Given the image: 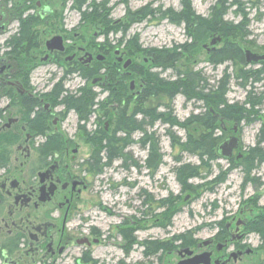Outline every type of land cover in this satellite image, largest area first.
Masks as SVG:
<instances>
[{
	"label": "flooded vegetation",
	"instance_id": "obj_1",
	"mask_svg": "<svg viewBox=\"0 0 264 264\" xmlns=\"http://www.w3.org/2000/svg\"><path fill=\"white\" fill-rule=\"evenodd\" d=\"M31 7L30 0H0V264H131L139 246V223L121 218L117 225L99 226L110 214L105 208L103 215L95 211L99 205L89 194L87 159L79 152L90 114L96 115L90 110L81 121L84 130L78 131L77 125L72 129L67 113L73 109L62 102L71 95L63 82L79 68L100 70L94 85L106 95L100 119L108 132L119 105L141 100L147 68L124 43L107 45L102 52L85 50L76 31L55 24L45 0H35ZM21 20L28 27L24 32ZM57 36L63 49L50 50L46 41ZM45 65L60 69L61 76L45 70L37 86L31 74ZM118 85L123 90L117 91ZM56 90L61 91L58 97ZM112 92L121 97L119 103L109 98ZM237 130L233 126L232 133ZM261 215L264 208L242 205L227 214L208 240H196L194 233L186 242L171 237L175 245L166 256L176 255L175 264H264V237L255 233L253 244L250 237ZM145 244L140 255L154 264V241Z\"/></svg>",
	"mask_w": 264,
	"mask_h": 264
},
{
	"label": "rangeland",
	"instance_id": "obj_2",
	"mask_svg": "<svg viewBox=\"0 0 264 264\" xmlns=\"http://www.w3.org/2000/svg\"><path fill=\"white\" fill-rule=\"evenodd\" d=\"M183 1L84 0L78 10L74 5V0H45L46 4L52 8L55 24L59 23L64 30L76 31L79 45L85 50L89 51V47H92V50L102 52L107 45L117 46L120 40H122L120 45L124 43L126 48L131 47L132 43L137 45L142 53L134 49L131 52L137 54L138 61L147 68L142 72L143 79L149 71L157 73L158 78L163 82H170L176 78L177 75L174 74L172 68L161 70L155 67L156 62L152 58L159 56V51L171 53L175 47L186 43L187 50L183 52L180 59L175 63L171 62L173 66L182 71L181 76L188 73L195 74V79L200 76L209 85L206 86L207 88L215 87L217 81L225 73L229 77L225 94L226 103L229 105L240 106L249 90L251 95L255 96L264 93V75L261 74L257 82L248 78L245 86H241L240 80L236 78L240 68L256 71L260 70L262 63L238 64L235 58H225L224 61L216 62L219 59L216 51L223 46V38L239 48L244 47L250 52L264 54V0H238L237 3L230 4L222 19L232 26H239V29L234 34L229 32L227 35L218 31H210L205 25L195 20L191 22L192 28L187 29L185 23H175L169 19L168 15H162L168 9L179 12ZM216 2L217 0H189L194 14L203 18L209 17L210 9L216 5ZM143 9L147 15L143 20H139V14L136 13ZM83 12L85 15L82 18ZM104 18L106 19L103 20ZM127 22H129V28L124 30L123 25ZM15 28L13 23L11 29ZM45 70L56 74L57 77L61 76L60 69L45 65L32 72L31 82L40 86L45 78H42ZM99 71H96V75ZM70 78L63 82V87L70 92L68 95L75 96L74 99L81 95V90L85 86L96 94L92 107L96 116L94 118L90 114L86 123V131L92 136L103 127V121L100 118L104 114L102 112L105 107L100 106V102L106 95L99 90L100 86L92 85L91 81L87 84L85 78L80 77L78 73ZM206 88H203L202 92L206 93ZM197 91L198 87L194 89V92ZM188 94L190 96L192 92L189 90ZM162 96L164 95L160 94L161 98L148 100L154 104L151 106L152 109L156 104L165 103ZM258 110L260 116L255 121L238 123V130L234 136L239 140V146L233 151L230 159L220 158L213 153V159H208L207 164H205V158L201 162L196 153L182 150L179 146H171L170 138L165 132L169 129L179 143H182L188 137L197 138L199 129L196 125L190 124L184 129L179 125L171 126L168 123L156 121L151 127H146L147 133H154L162 155L161 163L154 171L145 167L147 150L141 146L139 141L141 134L135 132L132 134L134 143L127 148V154L138 162L141 168L129 167L124 170L120 167V160H116L111 166L105 167L100 174L85 172L86 181L91 190L89 194L94 197V204L99 205L95 211L99 209L100 215H103L102 211L105 208L110 214L106 222L99 225L100 227L117 225L121 218H126V220L132 218L139 223L136 231L139 246L136 247L135 257L131 262L135 258L136 260L131 264H139L137 261H141L140 264H148L146 256H141L140 251L143 252L147 247L145 243L151 241L161 242L165 248L168 247V249L155 252L154 264H168L172 259L175 264L176 255L166 256V251L175 245L174 242L169 241L171 237L183 234L191 239L194 233L196 240H208L216 233L219 226H223L222 223L228 218L227 214L233 215L240 206L248 207L254 204L264 208V161L257 163L255 157L254 169L248 174L242 169L244 163L248 164L247 153L256 147L258 130L264 125V95ZM205 111L207 107L197 95L186 98L185 94L177 93L173 97L171 116L178 122H183L187 117L199 115ZM156 112L166 114L167 111L163 107H157ZM67 114L72 129L77 125L79 131V125L83 123L76 109L70 110ZM141 118L140 114L136 115V120ZM234 125L233 122H226V132L219 128L215 130L218 136L216 145L221 143L226 136L233 134L231 128ZM81 139L84 142L79 139L80 155L83 159H90L93 153L90 143L92 141ZM38 140L35 141L38 142ZM258 147L264 159V141L259 143ZM238 155L242 157L237 158ZM182 164L198 166L196 175L187 178L185 185L177 182L175 178V168ZM186 184L190 187L184 188ZM152 206L153 209H151ZM169 215L170 221L166 223L163 218ZM262 217L252 226L255 230L253 234H250L252 244L256 240L255 233L263 237L258 231L264 230L261 229L264 226V216ZM105 264H115V262L107 260Z\"/></svg>",
	"mask_w": 264,
	"mask_h": 264
},
{
	"label": "trees",
	"instance_id": "obj_3",
	"mask_svg": "<svg viewBox=\"0 0 264 264\" xmlns=\"http://www.w3.org/2000/svg\"><path fill=\"white\" fill-rule=\"evenodd\" d=\"M30 2L32 6L31 8H33L35 0H30ZM237 2L238 0H231L230 3L229 0H217L216 5L212 6L210 9L209 17L203 18L194 14V12L190 8L189 0H184L182 9L179 12H173L172 10L168 9L166 10V12H163L162 15H168L169 19L175 23H185L187 29L192 28L191 22L195 20L198 23L205 25L210 31H218L219 33L221 32L222 34L226 35L229 34V32L234 34L239 29V26H232L230 23L223 20L222 17L227 7L230 4H235ZM83 3L84 0H74V5L78 10L81 8L80 6ZM100 5L102 7L104 6V4ZM145 13L146 11H144V9L140 12H137L136 14H139L138 19L143 20V18H145L147 15ZM171 13L173 15H171ZM81 15H83V18L85 12H83ZM105 19L106 18H104L103 20ZM23 24L24 21L21 20L20 28L22 29V32H24V30L28 28L27 26H23ZM32 26L33 25H31L30 27ZM128 28L129 22H127L126 25H123L124 30ZM135 38L137 39V37ZM223 39V46L220 50L216 51L219 57L216 62L224 61L225 58H235L238 60V64H243V47L239 48L228 39ZM120 43L121 41L119 42V44ZM128 49L130 51L134 49L138 52H141L139 47L137 45H134L133 43L131 44V47L129 46ZM185 50H187L186 43L175 47L171 53L159 51V56H153L152 59H155L156 62L155 67H159L161 70L172 68L174 74L177 75L176 78H174L170 82H163L162 79L158 78L157 73L154 74L153 72L149 71L144 77L146 84L142 91L143 96L136 105H119L115 117L112 118V128L108 132L100 129L99 131L97 130L96 133L92 136H88V133L85 134L87 135L86 139L88 141H92L90 143L93 150L90 159H87L85 161L86 172L92 173L94 175L100 174L105 167L111 166L112 163L116 160H120V167L124 170L128 169L131 166L135 169L141 168L139 163L133 160L127 154V148L134 143L132 134L135 132H139L141 134L139 141L141 143V146L147 150L145 167L150 171H154L161 163L162 155L159 152V146L155 140L156 138H154V133H147L146 127H151L156 121L168 123L171 126L179 125L184 129L187 128L190 124L196 125L199 129V133L196 139H191L190 137H188L185 142L179 143V140L173 136L172 132L169 129L165 130L166 136L170 138L171 146H179L182 150L196 153L200 158V161L203 162L202 159L205 158V164H207V160L213 159L214 154L218 156V153L216 152V142L218 136L215 134V130L218 128L220 129V119H222L224 125L226 124V122H233L238 125L240 121L251 123L260 116L258 106L261 104V99L264 93H262L260 96H255L251 95L252 93L249 90L240 106L236 104L229 105L226 103L225 94L228 89L229 77L225 73L217 81V85L215 87L210 86L207 88L206 86L209 85L206 84V81L200 76L198 77V79H195V74L191 73L181 76L182 71L173 66V63H175L176 60L180 59V56L183 55V52ZM220 57L222 58L221 60ZM261 65L262 67L260 68V70L256 71L244 70L240 68L238 70V76H236V78L240 80L239 84L241 86H245L248 78H252L253 82L259 81V76L261 74L264 75V64L262 63ZM96 73V71H93L91 69H82L78 74L80 77L85 78L88 84V82L92 81L96 77ZM197 87L198 91L194 92V89ZM203 88H206V93L202 92ZM119 89L123 90V88L118 85L117 91H119ZM189 90L192 92V95L190 96L188 94ZM81 91V95L76 99H74L73 96H64L62 102L68 104L67 109H76L79 114V119L82 121L83 118L87 120V115L90 113V110H92V107L95 103L94 99L96 94L92 93L91 90L86 86L85 88H82ZM55 92L57 93L56 97H58L61 91L56 90ZM177 93L185 94L186 98L197 95L198 98H201L204 101L207 107V111L199 115H191L187 117L183 122H178L177 119L171 116L172 100L174 95ZM160 94L165 96V98L164 96H162V98L165 99V103L162 102L163 104H156V107L154 106V109H152L151 106H153L154 104H152L148 100H153L157 97H160ZM109 95V98H111L113 102L114 100L116 101V103L120 102L121 97L118 94L117 96H114L112 92ZM110 102L111 101H109V103ZM102 103L103 102H100V104ZM157 107H163V109L167 111L166 114L157 113ZM209 109L214 112L210 111ZM213 113H215V115ZM137 114L141 115L142 118L140 120H136ZM82 127L83 126L79 125L80 131L84 130ZM262 141H264V125H262V127H260L258 131L256 147L250 149V151H248L247 153L248 164H243L244 166L242 169L247 174L250 170L255 168V165L253 164L255 157L257 163L264 161L260 153V148L258 147L259 143H261ZM197 168L198 166L190 164H182L179 167L175 168V178L177 182L185 185L187 178L196 175ZM188 187H190V185L186 184L184 188ZM262 216L263 215L258 217L257 223L261 218H263ZM169 219L170 215L163 218L166 223H169ZM261 229H264V226H262ZM258 231L264 237V230ZM180 237L182 238V241L186 242V236H184L183 234L174 236L173 239L177 241L178 239H180ZM152 246L154 247V254L159 250L168 249V247L165 248L164 244L157 241H154V244H152Z\"/></svg>",
	"mask_w": 264,
	"mask_h": 264
},
{
	"label": "water",
	"instance_id": "obj_4",
	"mask_svg": "<svg viewBox=\"0 0 264 264\" xmlns=\"http://www.w3.org/2000/svg\"><path fill=\"white\" fill-rule=\"evenodd\" d=\"M46 46L52 50H62L63 47L61 45L60 37H53L49 41L46 42ZM243 58L245 63H259L264 62V54H257L254 52H250L249 50L242 49ZM223 128V123L220 124ZM238 147V139L235 136H230L224 139L221 143L218 144L216 148V152L220 157L229 158L231 156L232 150ZM205 256V255H204Z\"/></svg>",
	"mask_w": 264,
	"mask_h": 264
}]
</instances>
